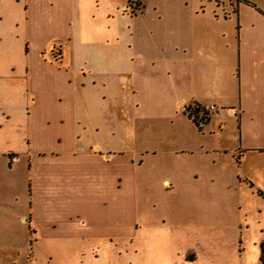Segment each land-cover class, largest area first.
Wrapping results in <instances>:
<instances>
[{
  "label": "crops",
  "instance_id": "0c3cea01",
  "mask_svg": "<svg viewBox=\"0 0 264 264\" xmlns=\"http://www.w3.org/2000/svg\"><path fill=\"white\" fill-rule=\"evenodd\" d=\"M214 180L264 201V0H0V264L27 232L162 251L150 188ZM172 217L199 241L203 212Z\"/></svg>",
  "mask_w": 264,
  "mask_h": 264
},
{
  "label": "rangeland",
  "instance_id": "374dc122",
  "mask_svg": "<svg viewBox=\"0 0 264 264\" xmlns=\"http://www.w3.org/2000/svg\"><path fill=\"white\" fill-rule=\"evenodd\" d=\"M228 163L227 159H219L218 165L212 167L204 160L203 172L223 177ZM164 189L159 185L152 186L143 208L153 211L155 219L160 216L170 219L165 232L170 244L160 252L157 249L154 251L146 241L140 245L139 251L126 241L117 249L108 245L97 247L90 244L77 248L61 243L45 244L29 238L27 232L26 240L19 244L18 250H10L8 258L12 260L11 264H161L158 258H166L168 264H176L193 255L198 264H202L213 258L220 260L237 256L241 243L245 249L244 258L251 260L257 245L264 240L263 200L246 193L234 195L230 192V183L222 180L212 183L202 181L197 186L179 185L171 195H167ZM191 209L201 211L209 218L204 219L206 224L200 230L198 242L194 236L190 238L180 229L177 219L172 217Z\"/></svg>",
  "mask_w": 264,
  "mask_h": 264
},
{
  "label": "built area",
  "instance_id": "2783aa9c",
  "mask_svg": "<svg viewBox=\"0 0 264 264\" xmlns=\"http://www.w3.org/2000/svg\"><path fill=\"white\" fill-rule=\"evenodd\" d=\"M130 3L128 4V10L131 13L132 7H131ZM214 109H215L214 106H210L208 108V111H213ZM188 113H190L192 116H194V118L197 120V123H199V124H204L207 120V114L205 113V111L203 109H198V110H195V112H192V113L188 112Z\"/></svg>",
  "mask_w": 264,
  "mask_h": 264
},
{
  "label": "trees",
  "instance_id": "16d2710c",
  "mask_svg": "<svg viewBox=\"0 0 264 264\" xmlns=\"http://www.w3.org/2000/svg\"><path fill=\"white\" fill-rule=\"evenodd\" d=\"M238 1H240V0H238ZM131 4V7H132V14L133 15H135V14H140L141 12H142V10H143V8H142V6H140V4L139 3H130ZM260 195H262V193H259ZM260 249H261V258H260V260H261V263L262 264H264V243H262L261 245H260Z\"/></svg>",
  "mask_w": 264,
  "mask_h": 264
}]
</instances>
